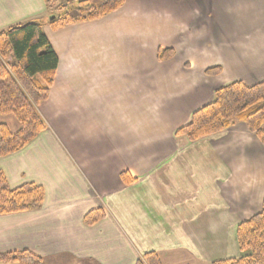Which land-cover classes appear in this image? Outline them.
I'll use <instances>...</instances> for the list:
<instances>
[{
    "label": "crops",
    "instance_id": "1",
    "mask_svg": "<svg viewBox=\"0 0 264 264\" xmlns=\"http://www.w3.org/2000/svg\"><path fill=\"white\" fill-rule=\"evenodd\" d=\"M48 16L45 0H0V31L41 22L58 59L38 106L46 130L0 157L11 189L44 190L39 209L0 216V254L45 264L242 256L236 229L261 210L264 147L244 123L193 142L177 132L218 88L264 81V0H125L56 30ZM0 124L17 128L8 116ZM93 210L104 218L85 226Z\"/></svg>",
    "mask_w": 264,
    "mask_h": 264
},
{
    "label": "trees",
    "instance_id": "2",
    "mask_svg": "<svg viewBox=\"0 0 264 264\" xmlns=\"http://www.w3.org/2000/svg\"><path fill=\"white\" fill-rule=\"evenodd\" d=\"M69 3L71 0H65ZM125 0H77L73 11L62 12L63 0H45L49 13L47 24L54 30L68 25L94 21L119 9ZM170 50H161L159 59L169 58ZM58 59L42 32V24L30 21L0 31V116L13 117L17 123L12 131L0 124V157L21 151L46 130L38 106L48 97ZM219 68L207 70L216 75ZM236 123H244L264 147V81L247 86L233 82L218 88L211 103L197 110L190 123L178 134L193 142L220 133ZM126 184L132 182L122 175ZM44 190L29 183L11 189L0 172V216L34 211L42 206ZM104 218L101 210L88 212L85 226H92ZM239 258L215 261L212 264H264V198L255 216L238 224L236 229ZM0 263L45 264L28 251L0 254ZM135 264H161L159 257L146 253Z\"/></svg>",
    "mask_w": 264,
    "mask_h": 264
},
{
    "label": "rangeland",
    "instance_id": "3",
    "mask_svg": "<svg viewBox=\"0 0 264 264\" xmlns=\"http://www.w3.org/2000/svg\"><path fill=\"white\" fill-rule=\"evenodd\" d=\"M64 2H62V4H64L66 7H65V9L62 11V12H59V13H63V12H68V11H73L74 9H75V7H76V3H77V0H71L69 3H66V1L65 0H63ZM95 2H93V3H95V4H98V3H100V1H102V0H94ZM48 18H49V16L47 17V20H48ZM10 118H12L13 119V117H10ZM14 120V119H13ZM9 127V129L10 130H12V131H14L12 128H10V126H8ZM16 129V128H15Z\"/></svg>",
    "mask_w": 264,
    "mask_h": 264
}]
</instances>
